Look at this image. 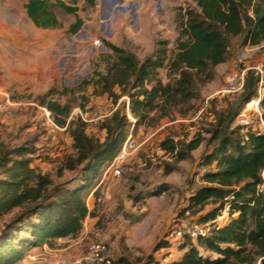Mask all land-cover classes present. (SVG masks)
Returning <instances> with one entry per match:
<instances>
[{"label":"trees","instance_id":"1","mask_svg":"<svg viewBox=\"0 0 264 264\" xmlns=\"http://www.w3.org/2000/svg\"><path fill=\"white\" fill-rule=\"evenodd\" d=\"M51 1L29 0L25 5L28 18L37 28L59 26ZM55 1L68 14L76 15L79 11L78 0H71L70 6ZM85 2L90 7L97 5V0ZM196 3L197 10H187L181 17L176 52L169 61L168 41H159L154 54L144 61L105 42L114 56L110 57L112 62L108 63L106 73L95 82V93L108 94L114 103L128 97L125 109L129 108L135 126L157 124L175 118L174 113L183 117L192 110V102L201 96L200 87L212 83L217 67L229 61L234 39L240 38L244 47L264 43V0ZM82 26V19L76 17L69 30L77 34ZM167 61L170 80L165 84L160 70ZM258 86L259 79L249 71L238 103L228 113L220 114L214 128L208 131L212 135L208 141L212 149L199 163V170L205 169L199 175L202 185L189 196L180 212L181 217L189 212L196 223L210 227V233L196 242L186 238L179 245L170 240L168 233L154 251L179 250L182 255L166 264H264V99L261 114L252 125L232 128L246 105L257 97ZM46 97L41 105L51 112L58 126L67 127L73 140V155L63 161L58 177L66 171H81L82 177L72 186V182L56 184L36 163L37 149L28 144L0 152V220L14 214L0 228V264H16L33 248L53 247L58 240L77 238L86 220L95 217L87 204V195L98 185L89 194L88 191L103 168L109 167L119 154L132 124L126 113L116 111L101 123L103 133L96 137L88 131V123L82 117L68 122L71 107ZM203 141L197 137L182 144L170 137L161 141L160 147L182 162ZM173 168L168 165L166 173L170 174ZM162 192L151 196H160ZM227 205L230 221L217 228L215 221ZM155 258L152 254L148 264ZM119 263L130 264L122 258L116 264Z\"/></svg>","mask_w":264,"mask_h":264},{"label":"rangeland","instance_id":"2","mask_svg":"<svg viewBox=\"0 0 264 264\" xmlns=\"http://www.w3.org/2000/svg\"><path fill=\"white\" fill-rule=\"evenodd\" d=\"M59 1L72 5L71 0ZM85 1L78 0L79 11L71 15L52 0L59 26L39 29L27 16L25 5L29 0H0V152L26 144L34 146L39 156L36 163L43 172L56 184L72 182L70 186L81 179L82 172L66 171L58 177V169L66 157L73 155V140L67 127L58 126L52 114L49 119V111L41 105L42 98L47 96V100L68 105V122L82 117L88 123V131L101 137V123L116 111L127 115L125 105L129 104L126 96L114 103L108 94L95 93V82L106 73L112 62L110 57L114 56L105 42L144 61L154 54L159 41H168L169 61L176 52L181 17L187 10H197V0H97L96 7ZM136 9H140V23L132 13ZM76 17L82 19L83 26L72 34L69 29ZM240 43V38L232 41L226 66L218 68L212 83L200 87L201 96L192 102L193 108L185 116L174 113L175 118L135 126L131 113V117L127 115L132 123L127 135L133 131L138 148L121 165L120 177L114 178L111 170L105 179L110 168L106 166L95 179L88 194L102 183L101 188L94 198H90L93 191L87 195L95 217L85 222L77 238L58 240L53 247L48 245V251L33 248L16 264L70 262L84 256L88 246L98 242L114 249L115 264L121 258L130 264H148L152 254L159 264L167 263L166 254L170 260L180 257L179 250L155 252L154 248L186 219L180 212L189 196L202 185L199 175L205 169L199 170V163L212 149L208 131L214 128L219 115L228 113L241 97L222 91L237 70L264 67V43L259 47ZM168 61L160 70L165 84L170 80ZM203 107L206 110L198 118ZM253 117L251 121H256L257 115ZM238 118L232 128L240 126ZM170 137L182 144L197 137L204 141L186 160L178 162L175 154H165L160 149L161 141ZM168 165L174 167L170 174L166 173ZM161 190L160 196H151ZM13 217L10 214L0 220V228ZM33 255L36 258L30 259Z\"/></svg>","mask_w":264,"mask_h":264},{"label":"built area","instance_id":"3","mask_svg":"<svg viewBox=\"0 0 264 264\" xmlns=\"http://www.w3.org/2000/svg\"><path fill=\"white\" fill-rule=\"evenodd\" d=\"M98 44V41H96ZM232 75V81L228 83L222 93L224 94H241L245 89L246 85V77L249 71L254 73V76L259 79L258 93L257 97L249 103L246 108L242 111L241 115L238 118V125L240 126H250L253 124L251 121L255 116H260L261 107L260 104L264 99V67L263 66H254L252 68H245L242 70H237ZM206 107H203L202 110L197 114V117L202 118V115ZM48 117L50 119L51 112H47ZM127 115L131 117L130 110L127 108ZM138 148V142L133 135V131L126 138L119 154L110 164L109 170L105 173V179L107 175L111 172L114 178H118L121 176V165L126 162L128 157L136 151ZM161 149V148H160ZM102 185L99 184L93 193L90 195V198H94V193L97 189ZM107 199L110 198L109 194H106ZM101 200V199H100ZM186 219L182 220L180 224L176 225L173 234L171 235L170 240L175 244H182L186 238L190 239L193 242H196L200 237L207 236L210 233V227L204 226L196 223L191 217L190 213L187 212L185 215ZM88 220V219H87ZM86 220V224H87ZM230 221V206H225L222 210L221 214L215 221L214 226L219 228L223 227ZM45 251L49 250L48 245L43 246ZM115 251L114 249L105 244V243H92L87 248V253L84 256L76 257L74 260L70 262L61 261L62 264H114ZM36 255L30 256V259H35ZM149 264H159V262L154 259Z\"/></svg>","mask_w":264,"mask_h":264},{"label":"crops","instance_id":"4","mask_svg":"<svg viewBox=\"0 0 264 264\" xmlns=\"http://www.w3.org/2000/svg\"><path fill=\"white\" fill-rule=\"evenodd\" d=\"M139 12H140V9H136V10H133V11H132V13H133L134 17L137 19L138 23H140L139 20H138V18H139V16H140V13H139ZM33 24H34V23H33ZM34 25H35V24H34ZM39 29H40V28H39ZM226 64H227V63L222 64V65H220V66H221V67H222V66H226ZM220 66L217 67V74L219 73L218 68H219ZM91 221H92V219H91ZM181 255H182V252H181ZM181 255H180V257H181ZM180 257H178V258H180ZM178 258H177V259H178ZM166 261L168 262V261H170V259L168 258Z\"/></svg>","mask_w":264,"mask_h":264}]
</instances>
